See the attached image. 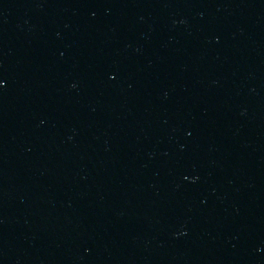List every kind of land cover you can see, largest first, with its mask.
<instances>
[{
    "label": "water",
    "instance_id": "water-1",
    "mask_svg": "<svg viewBox=\"0 0 264 264\" xmlns=\"http://www.w3.org/2000/svg\"><path fill=\"white\" fill-rule=\"evenodd\" d=\"M0 264H264V0H0Z\"/></svg>",
    "mask_w": 264,
    "mask_h": 264
}]
</instances>
